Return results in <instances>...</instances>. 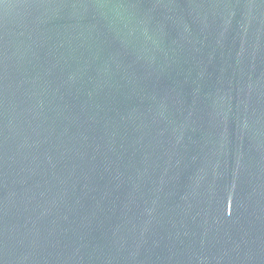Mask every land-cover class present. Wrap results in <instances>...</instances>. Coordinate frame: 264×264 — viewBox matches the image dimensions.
Masks as SVG:
<instances>
[{
    "label": "water",
    "instance_id": "95a60500",
    "mask_svg": "<svg viewBox=\"0 0 264 264\" xmlns=\"http://www.w3.org/2000/svg\"><path fill=\"white\" fill-rule=\"evenodd\" d=\"M0 264H264V0H0Z\"/></svg>",
    "mask_w": 264,
    "mask_h": 264
}]
</instances>
